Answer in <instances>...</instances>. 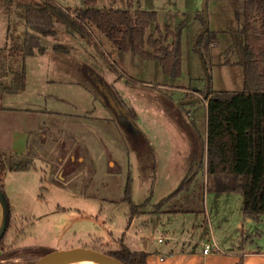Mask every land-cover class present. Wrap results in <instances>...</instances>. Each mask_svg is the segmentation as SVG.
<instances>
[{"label":"rangeland","instance_id":"1","mask_svg":"<svg viewBox=\"0 0 264 264\" xmlns=\"http://www.w3.org/2000/svg\"><path fill=\"white\" fill-rule=\"evenodd\" d=\"M55 1L69 10L84 7L83 0ZM204 1L134 0L135 9L156 11L162 27L175 29L184 24L180 78L167 76L157 61L119 52L95 30L93 43L101 46L110 65L91 41L69 32L58 22L56 36L38 35L56 57L28 62L30 81L24 95L30 108L49 110L46 116H34L30 129L36 127L35 123L37 127L45 123L51 132L72 134L77 142H69L67 154L51 151L45 160L36 159L37 169L8 171L3 178L14 210L9 248L44 246L61 250L86 245L109 250L116 249L115 239L124 236L134 251H141L144 245L160 251L183 246L189 249L192 241L206 235L205 228L211 233V222L219 229L218 236L227 232L222 233L223 227L230 223L233 226L234 216L241 211L242 194L206 192L202 171L189 190L155 211V205L177 189L191 164L185 151L194 142L193 132L183 120L193 113L202 126L204 107L200 103L188 104L186 98L203 99L210 86L217 92L244 89V38L236 19L238 5L207 0L204 10ZM3 2L0 0V8ZM95 8L126 9L127 2L98 0ZM19 12L15 7L10 16L6 10L4 13L13 31L22 36L27 28ZM200 17L217 36V44L209 50L207 74L195 49V40L203 29ZM150 35H155L154 25L147 30V37ZM55 44L68 46L71 53H56ZM4 65L17 69L14 61L8 60L0 64V73ZM10 103L11 100L4 101L5 106ZM124 106L135 109L140 119L132 121L122 112ZM41 138H46L44 132ZM78 142L84 144L85 155V160L79 157V163L72 168L78 174L71 177L69 170L60 169V181H51L49 175L56 162L61 163V168L71 167L69 157L76 153ZM166 147L173 150L172 157L170 151L165 152ZM156 148L164 153L156 157ZM42 177L46 179L41 181ZM128 183L134 202L151 199L147 211L131 222L129 202L125 200ZM71 185L83 192L74 191ZM181 209L197 211L173 213ZM108 231L114 237L107 240ZM161 233L167 236L164 243L157 240ZM38 259L32 253H0V264H34Z\"/></svg>","mask_w":264,"mask_h":264},{"label":"trees","instance_id":"2","mask_svg":"<svg viewBox=\"0 0 264 264\" xmlns=\"http://www.w3.org/2000/svg\"><path fill=\"white\" fill-rule=\"evenodd\" d=\"M221 1H233L238 5L236 19L239 31L244 38V89L216 92L210 86L206 90L205 95L209 92L206 141L195 152L189 170L177 189L163 197L155 205V211H160L179 194L189 190L198 174L206 168L207 191L218 194H242L244 217L260 221L264 216V0ZM83 2V8L69 10L55 0L26 2L4 0V7L9 16L15 7L20 10L19 18L24 22L27 30L21 36L16 34L10 26L7 43L0 48V64L13 60L17 68L4 65L0 73V78H3L0 80L2 97L21 95L26 92L30 81L26 70L27 60L47 52V47L42 44L38 35L56 36L57 22L69 32L82 36L92 43L93 30H95L119 52L133 53L146 61H157L167 76L181 77L184 24L175 29L170 26L162 27L156 11L143 10L140 7L135 9L134 0H126V9H98L95 8L98 0H83ZM200 21L204 28L205 19L200 17ZM152 25L155 26V35L147 37V30ZM93 44L103 60L109 64L101 46ZM216 44L217 36L209 30L199 39L198 48L202 51L206 63L210 47ZM54 51L68 54L71 48L56 44ZM124 108L134 119V111L127 106ZM42 132L46 134L45 139L41 138ZM70 141L77 142V139L72 134L51 132L47 126H42L30 132L25 153L5 152L0 149V191L6 203L5 231L0 238L1 255L32 253L41 257L52 251L51 248L44 246L8 247L6 240L14 221V210L3 185V178L8 171L37 169L36 159L45 160L48 152L60 151L61 154H67L70 152L68 148ZM78 144L79 148L73 155L74 159L73 156L69 157L72 161L71 167L65 168L63 165L61 168V163L56 162L49 175L51 181H60L57 177V171L60 169L69 170L68 175L73 174L71 177L78 174V171L72 168L74 163H79V157L85 156L84 144L79 142ZM45 179L42 177L41 181ZM72 189L83 192L75 186H72ZM125 200L129 202L131 222L147 211L151 199L134 202L131 197L130 183H128ZM21 232L24 231L21 230ZM248 237L251 235L245 234V239ZM117 242L116 249L102 250L110 252L126 264H147V252L132 250L125 243L124 236ZM242 262L241 259L238 264H243Z\"/></svg>","mask_w":264,"mask_h":264},{"label":"crops","instance_id":"3","mask_svg":"<svg viewBox=\"0 0 264 264\" xmlns=\"http://www.w3.org/2000/svg\"><path fill=\"white\" fill-rule=\"evenodd\" d=\"M4 12H5V7L3 2V6L0 8V48H3L6 45L7 33L11 26L10 21L8 20L7 17V13ZM50 52L51 51L47 48V52L44 55H39L29 58L27 60V67L29 60H34V59L47 60L46 58L48 57H50L51 60H54L56 55H52ZM47 82L51 83V80H48ZM198 91H199L198 89L194 90L195 93H197ZM188 92L190 91H187V93ZM205 96L203 99H199L197 97L195 98L192 97L191 99L186 98L188 100L187 101L188 104L200 103L205 110V114H203L202 116L201 127H199L200 126L199 120L197 119V116H195L196 114L190 113L188 114L189 118L183 120V124L186 125V127L193 132L194 142H192L191 146H189V148H187L185 151V155L188 156L191 161L197 149L202 147L204 141H206L207 138L208 100H205ZM52 98L55 99V97ZM6 99L11 100V103L8 106H5L4 104V101ZM133 111L135 114L134 119H132L131 116L129 117L132 121L137 122L138 119H140V116L135 109H133ZM48 112H49L48 109H43L41 106H39V108L37 109L30 108V102L27 101L24 93L21 95L7 96V97H2L0 93V149L2 151L6 150L5 152L25 153L27 151V144H28L30 132L39 129L42 126H47L45 123H43L42 125L37 127L38 123H35L36 127L34 129L32 128L30 129L31 119H33L34 116H39V114L46 116ZM122 112L128 115L125 109ZM163 147L164 146H162L161 148ZM3 148H7V149H3ZM168 151L170 150L166 147L165 152L168 153ZM162 153H164V151L163 150L160 151V149L158 148H156L153 151V154L156 157H158ZM170 153H171L170 156L172 157V155L174 154L173 150H171ZM202 172L204 174V179H205V183H204L205 191L209 193V191H207L206 188V184H207L206 168L202 170ZM7 175L8 174L6 173L5 177ZM242 207H243V197H242ZM242 207L240 213L236 214L233 218V226L231 225V223L229 226H226L225 228L223 227L222 223L219 225L220 229L223 227L221 229L222 233L225 230H227V232L224 233L223 236L216 235V233L219 232V229L215 227V225L212 224L211 222L210 224L211 233L207 232L205 228L206 235L200 237L201 239L198 241L196 239L192 241L191 243H193V245L189 249L183 246L181 248L173 247L167 251H160L159 249L156 250L149 249L146 245L142 246L143 249H141V251H145L148 253L147 264H238L241 261V259L243 261L242 262L243 264H264V216L261 218L260 221H255L250 218H245L243 215ZM181 210L182 211L180 212L177 211L173 213L179 215L183 213L190 214L191 212L197 211V210L193 211V209H181ZM187 210L188 212H186ZM4 220H5V208L0 195V233L4 227ZM233 230H236V232L233 233ZM245 234L251 235V237L245 239ZM109 235H108L109 237H107V240L111 236L114 237L113 234L110 232ZM161 236L164 237V241L163 242L158 241V242L164 243L167 240V236L161 233L159 234L158 238ZM117 239L119 238H116L115 240ZM6 241H7L6 242L7 245L9 244V242H11V240L8 239V235ZM124 241L126 243L125 237H124ZM207 245H211V249L209 252L205 253L204 249L206 248ZM0 253H2V251H0Z\"/></svg>","mask_w":264,"mask_h":264},{"label":"water","instance_id":"4","mask_svg":"<svg viewBox=\"0 0 264 264\" xmlns=\"http://www.w3.org/2000/svg\"><path fill=\"white\" fill-rule=\"evenodd\" d=\"M206 3H207V0H205L203 3L204 10L206 9ZM208 28H209V25L208 23H206L205 27L198 34L195 40V49H196V52L200 56L202 66L206 74H207L206 62H205L202 51L198 48V42H199V39L208 31ZM208 97H209V92L206 93L205 100H208ZM81 160L83 161L84 158L81 157ZM0 195H1L4 208H5L4 227H3L2 232L0 233V238H1V236L3 235L5 231L6 203H5V199L1 191H0ZM84 259L94 260L101 264H126L125 262L118 259L117 257L112 255L108 251L98 249L93 246H86V245H80V246H75V247L61 249V250H52L49 253L39 257V259L34 264H72L73 262L84 260Z\"/></svg>","mask_w":264,"mask_h":264},{"label":"bare ground","instance_id":"5","mask_svg":"<svg viewBox=\"0 0 264 264\" xmlns=\"http://www.w3.org/2000/svg\"><path fill=\"white\" fill-rule=\"evenodd\" d=\"M72 264H101V263L94 261V260L84 259V260L73 262Z\"/></svg>","mask_w":264,"mask_h":264},{"label":"built area","instance_id":"6","mask_svg":"<svg viewBox=\"0 0 264 264\" xmlns=\"http://www.w3.org/2000/svg\"><path fill=\"white\" fill-rule=\"evenodd\" d=\"M158 241L159 242H163L164 241V237L163 236L159 237ZM210 249H211V245H207L206 248L204 249V252L207 253V252L210 251Z\"/></svg>","mask_w":264,"mask_h":264},{"label":"flooded vegetation","instance_id":"7","mask_svg":"<svg viewBox=\"0 0 264 264\" xmlns=\"http://www.w3.org/2000/svg\"><path fill=\"white\" fill-rule=\"evenodd\" d=\"M119 109H122V107H120Z\"/></svg>","mask_w":264,"mask_h":264}]
</instances>
